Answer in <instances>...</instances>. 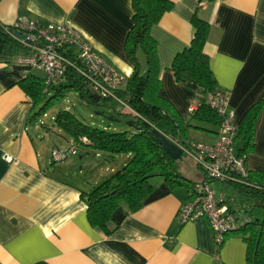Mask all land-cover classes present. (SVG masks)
I'll use <instances>...</instances> for the list:
<instances>
[{"label": "crops", "instance_id": "1", "mask_svg": "<svg viewBox=\"0 0 264 264\" xmlns=\"http://www.w3.org/2000/svg\"><path fill=\"white\" fill-rule=\"evenodd\" d=\"M170 1L172 8L150 29L157 44V96L189 123V139L213 143L218 126L191 119L197 86L175 80L172 60L189 45L194 33L191 17L197 11L211 25L204 52L217 88L230 94L238 126L244 113L264 98V0ZM19 15L75 27L126 77L136 66L140 75L147 71L141 49L137 63L126 51L132 0H0L1 25L11 27ZM32 72L43 77L17 65L15 56L0 54V264H251L239 233H229L218 246L205 219L180 223L177 212L189 187L171 185L162 176L150 179L153 189L138 210L131 212L122 203L113 212L117 225L109 235L92 227L80 191L118 170L109 163L121 157L81 145L88 157L53 161L37 143L32 103L19 85ZM100 127L115 129L104 122ZM69 143L78 145L71 138ZM120 155L122 167L131 155ZM177 166L185 180H203L197 166L191 176ZM245 166L248 171H264V106L254 122Z\"/></svg>", "mask_w": 264, "mask_h": 264}, {"label": "trees", "instance_id": "2", "mask_svg": "<svg viewBox=\"0 0 264 264\" xmlns=\"http://www.w3.org/2000/svg\"><path fill=\"white\" fill-rule=\"evenodd\" d=\"M172 6L173 2L170 0H132V25L125 39L126 51L137 63L136 52L141 49L146 55L148 68L145 75H140L136 66L127 77L125 86L116 91V96L122 103L102 97L96 100L90 85L73 67L67 69L64 81L55 86L46 88L43 77L34 72L27 74L19 82L32 103V119L44 113L54 100L62 96L65 89L75 91L85 103H101L110 108L114 112L113 117L131 118L126 129L113 131L88 124L65 109L53 117L54 125L78 145L112 156L131 155L108 178L88 191H80V197L87 206L88 222L105 235H109L116 228L117 224L112 215L122 203L131 212L142 206L153 189L150 182L152 177L162 176L171 185L186 184L189 188L192 185L178 171V161L172 160L151 135L155 128L178 146L191 140L187 133L189 123L184 122L168 103L157 96L160 86L157 75V44L150 36V29ZM191 24L194 28L193 37L189 45L174 56L170 69L176 81L193 82L197 86V107L191 119L218 126L219 117L206 103L207 94L217 88L209 57L204 52L211 25L199 17L197 11L191 17ZM26 53L28 48L14 38L10 27L0 24V54L13 57ZM262 106L264 98L254 103L239 122L234 139L239 154H246L253 146L254 122ZM227 184L233 189L234 195L225 202L230 211L238 214L239 221L237 229L232 233L237 232L242 236L248 262L264 264V171H247L240 181ZM244 203L260 208L261 218H252L241 213Z\"/></svg>", "mask_w": 264, "mask_h": 264}, {"label": "built area", "instance_id": "3", "mask_svg": "<svg viewBox=\"0 0 264 264\" xmlns=\"http://www.w3.org/2000/svg\"><path fill=\"white\" fill-rule=\"evenodd\" d=\"M15 32L24 37L16 36ZM10 33L28 48V53L15 56V63L42 73L46 88L58 85L65 79L67 69L73 67L99 97L122 103L116 91L127 77L96 52L75 27L19 15L10 27ZM229 101V92L218 88L206 96L208 107L220 119L213 143L188 140L179 145L182 153L201 170L203 180L192 183L187 199L177 212V220L186 223L205 219L218 246L237 229L239 221L238 214L228 209L226 199L216 194L212 183L238 182L248 171L245 166L246 154H239L234 144L238 126ZM194 110L193 106L189 108L190 113ZM76 152L74 145L70 144L63 150L53 148L51 156L53 161L58 162L68 155H76ZM3 158L8 162L12 160L9 155Z\"/></svg>", "mask_w": 264, "mask_h": 264}, {"label": "rangeland", "instance_id": "4", "mask_svg": "<svg viewBox=\"0 0 264 264\" xmlns=\"http://www.w3.org/2000/svg\"><path fill=\"white\" fill-rule=\"evenodd\" d=\"M37 108L38 106L35 110H37ZM64 109L71 111L80 120L94 126L100 127L101 122H104L105 124H111L115 128L113 131H122L126 129L127 122L131 120V118H128L127 116H118L114 117L118 119V121L111 122L107 118L98 114V112L103 111L106 115H113L114 112L110 108L103 106L101 103L98 105L85 103L75 91L72 89H65L61 97L54 100L45 109L44 113H41L35 118V125L39 129L40 136L37 139V143L41 146V148L48 150L49 155L51 154V149L58 147L63 150L66 149L67 145L71 144L69 143V137L59 130L56 125H54L53 117L57 112ZM74 147L76 148V151L78 150V154L73 157L68 155L67 158L62 160L63 162H68L67 160L76 162L80 155H83V157H88L86 156L83 146L74 144ZM118 157L122 158L123 156L119 154ZM121 158L111 161L109 163L110 167L117 169L120 168ZM177 161V165L182 166L188 172L189 176L197 171L194 161L187 155H182L177 159ZM212 187L215 189L217 195L221 194L224 196V198L232 197L234 195L233 189L227 183L213 181ZM241 213H245L252 218H261L262 216L260 208L251 206L248 203L243 204Z\"/></svg>", "mask_w": 264, "mask_h": 264}, {"label": "water", "instance_id": "5", "mask_svg": "<svg viewBox=\"0 0 264 264\" xmlns=\"http://www.w3.org/2000/svg\"><path fill=\"white\" fill-rule=\"evenodd\" d=\"M15 35L19 36L20 38L24 37V35L19 32H15ZM94 97L96 98V100L99 99V96L95 93ZM98 114L107 118L110 121H118V119L114 118L113 115H106L103 111L98 112ZM127 124L129 125L130 122H127ZM151 135L159 143V145L163 147L165 152L169 155L172 160H177L182 156V149L174 141L162 134L160 131L153 128L151 131Z\"/></svg>", "mask_w": 264, "mask_h": 264}]
</instances>
